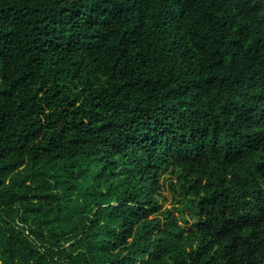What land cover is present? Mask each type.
<instances>
[{
  "label": "trees",
  "instance_id": "trees-1",
  "mask_svg": "<svg viewBox=\"0 0 264 264\" xmlns=\"http://www.w3.org/2000/svg\"><path fill=\"white\" fill-rule=\"evenodd\" d=\"M0 264H264V0H0Z\"/></svg>",
  "mask_w": 264,
  "mask_h": 264
},
{
  "label": "rangeland",
  "instance_id": "rangeland-1",
  "mask_svg": "<svg viewBox=\"0 0 264 264\" xmlns=\"http://www.w3.org/2000/svg\"><path fill=\"white\" fill-rule=\"evenodd\" d=\"M20 171L26 173V166H22ZM160 185L162 208L159 213L164 212L177 217L179 222L188 229L196 228V212L188 205L183 183L179 180L178 175L172 169L163 170L161 172Z\"/></svg>",
  "mask_w": 264,
  "mask_h": 264
}]
</instances>
